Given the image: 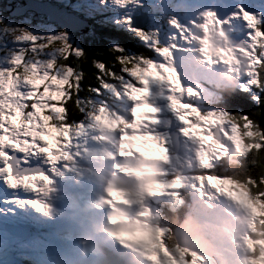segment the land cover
Returning a JSON list of instances; mask_svg holds the SVG:
<instances>
[{"label":"snow or ice","instance_id":"1","mask_svg":"<svg viewBox=\"0 0 264 264\" xmlns=\"http://www.w3.org/2000/svg\"><path fill=\"white\" fill-rule=\"evenodd\" d=\"M15 5L8 9L9 16L0 7V183L6 188L35 192L41 183H51L46 169L59 162L58 155L70 158L67 149L72 145L74 130L84 125L91 107L99 105V111L104 112L110 96L113 106L120 102L118 85L127 89V99L133 104L131 123L120 122L134 130L142 144L151 142L159 148L167 162V139L138 132L146 123L161 122L160 107L149 102L148 86L156 83L167 86V94L161 91L160 98L166 101L165 110L180 124V135L197 146L196 160L204 173L199 177L201 184L214 180L210 186L217 192L224 191L240 203L255 200L264 207V193L253 196L245 191L240 194L244 197L241 200L223 187L240 182L214 171L229 144L241 153L245 148L264 152V0H229L231 10L223 19L215 9L207 13L210 21L221 27L231 26L232 20L243 24L246 47L239 51L250 56L251 69L230 95H217L207 109L196 102L200 99L199 85L182 84L175 66L173 53L190 49H182L173 41L179 36L182 43H190L185 36L188 26L171 19L169 27L174 31L162 43L159 28L150 23L141 27L136 22L144 11V0H15ZM121 32L132 36L146 51H133L121 44L115 35ZM199 43L204 61L213 64L210 43ZM84 66L93 72L85 73ZM69 104L79 115L70 113ZM248 105L252 108L246 110ZM170 124L166 122V126ZM49 130L55 133V146L44 138L51 134ZM256 133L261 137L258 144H243V137ZM22 168L25 170L21 174ZM259 179L264 181V175ZM248 180L255 183L252 176ZM171 186L181 187V178L175 177ZM197 190L204 194L202 187ZM20 200V196H13L3 202ZM23 202L36 211H45L37 200L25 197ZM249 211L255 214L251 206ZM159 246L169 264H203L202 257L184 248L177 247L174 255L162 236ZM249 264H255L254 259Z\"/></svg>","mask_w":264,"mask_h":264},{"label":"rangeland","instance_id":"2","mask_svg":"<svg viewBox=\"0 0 264 264\" xmlns=\"http://www.w3.org/2000/svg\"><path fill=\"white\" fill-rule=\"evenodd\" d=\"M231 1L235 3L242 2V0ZM212 2L213 0H144V9L149 10L154 16V19H151V25L160 29L162 43H166L167 41L163 38L174 31V29L169 27V21L171 19L175 18L181 25L188 26L185 31V36L190 43H182L179 36L173 41V43L180 44L182 49H190L188 51L182 50L173 53L175 57V66L180 75L182 84L185 86L191 85L193 87L199 85L200 99L196 102L204 109L211 107V101L216 97L212 92L206 90V84H210V86L215 89L217 82H222L223 86H228V80H232L234 86L237 87L239 79L251 70L249 68L250 56L246 55L243 51H239V49L246 47L244 41H242V48H234L228 40L229 32H235L238 36L243 38L244 28L241 29V27L234 26L235 20L230 21L231 26L224 27L211 22L207 13L209 12V5ZM15 6L14 3V7ZM146 6H148L149 9ZM0 7L3 8V3L1 1ZM3 14L5 15V9ZM192 21H195V23H192ZM205 25H207L206 28ZM213 36L218 40V43L212 42L211 37ZM200 40H207L211 45L210 54L214 61L211 65L204 61L199 51ZM134 45H136V43H134ZM218 49L230 50V52L220 54L216 51ZM238 56L247 58V60H240ZM196 62H199V64ZM223 65H226L224 70ZM206 80H208L209 83H207ZM118 87L121 92V96L118 97L120 101L118 104L113 106V101L110 96V104L104 112L99 111V105L93 106L85 115L84 125L74 130L72 145L67 149L70 158L65 159L64 156L59 155L64 160L63 167L54 166L53 169H46L51 183L40 184L38 190L40 198L35 199L30 195L14 194V196H20L21 200L15 203H7L10 215L0 220V264H21L19 256L21 252H25L21 254L23 255L21 258L25 259L23 261L34 264L37 259L36 255L27 253L32 250L41 251L40 256L43 257V261L39 264H52L53 261H62L64 259H68L70 264H87V251H83L82 247L83 244L89 241L88 237L90 233L85 235L75 248H68L74 239L73 236H71L73 234V225H79L83 231H87L88 227L83 224L84 220L87 222L88 226L92 227V231L94 230L95 232L96 230L100 231L102 229V226L97 228L91 224L101 221L100 214H85L80 210L81 205H85L87 201L89 202L90 196L97 198L94 204L96 211L101 210V212L112 213L116 208L114 205L115 202L125 204L130 209L129 218H131V221L127 219L122 221L119 219V221L115 223H125L124 226L128 225L127 227L131 228L123 237L118 236L119 239L114 238V240L119 241L122 245L127 246L124 250L132 252L135 256H139L140 258L152 257L151 260L148 258V260L142 262V264H169L167 258L164 256L163 250L159 246L161 236L164 245L167 246L174 255H176L174 250L178 246L174 248L170 246L169 223L160 220V213L157 209V202L159 201L153 197H160L161 200L167 199L170 202V205H167L170 209L178 208L182 203V198L180 196L181 189H184L185 186L194 190L197 195V197H193L189 194L192 203L197 207L195 214L192 213V215L196 217L208 216L211 218L208 221H205L207 217H203V221L198 220L202 235L211 237L217 247L216 257L211 259L195 252L198 256L203 258V264H249V260L253 259V254L256 257L254 260L255 264H264V259L261 258L262 254H264V243H261L260 247H258L252 237V234L256 231L260 234L264 233V218H262V216H264V207L255 200L251 202L245 200L244 203L237 202V200L229 198L224 191L217 192L211 187L210 185L215 183L214 180L206 181L201 184L199 178L188 174L189 171L201 169L195 156L197 146L194 142L180 135L178 131L180 129V124L173 119L170 112L165 110L164 105L166 101L160 98V93L163 91V94H167L166 85L151 83L148 86V90L151 93L149 102L155 103L160 107L161 112L159 119L161 122L159 124L146 123L142 127L148 131L147 133L159 134L167 139L165 147L167 149L168 160L165 162L163 159H156V157H161L163 154L153 143L148 142L143 144V147L148 149L151 155L150 157L157 161L155 164L157 165V169L152 171L149 170V168H143L144 173L142 175H139L134 181L127 182L124 176V174L127 173H124L122 168H117V162L115 163V161L119 159L122 162L125 161L123 156L121 154L113 155L107 147L113 146L116 141L122 144L125 139H128L131 143L132 140L135 139L141 140L138 135L134 133V130L130 128L125 131L123 130L124 124H122L120 120L123 119L126 123H131L133 117L130 109L133 107V104L127 99V89L120 85H118ZM137 87H139V85ZM219 90L221 89L219 88ZM112 95H115V92H113ZM185 99L187 100L188 98L185 97ZM167 121H171L170 126H166ZM171 129L178 132L174 134L175 142H177L179 138L183 141L184 149L178 154H176L175 147L170 141L169 133ZM49 131L51 132V130ZM138 132L142 133L140 129H138ZM54 137L55 133L51 132L49 136L44 138L48 139L50 144L55 146ZM236 143H239V140H237ZM96 148L101 150V154L98 157L99 159H111V177L110 179L104 177L105 181L101 183L102 186H97L96 184L85 185L83 182L79 181V177L87 182L89 176L99 175L103 177V174L100 172L105 171L104 166H98L99 172L89 165V156L95 154ZM246 150L247 148H245L242 153L237 152L235 147L229 144L227 152L226 154H222V158L227 157L231 159L234 155H242ZM98 158L94 159V161L98 162ZM83 161L87 162L83 163ZM128 163L129 166L135 165V163L130 161H128ZM72 172H77L78 178L71 177V175H73ZM118 175H122V179L117 180ZM153 176L163 177V182L161 184L165 187V190L162 193L149 192L144 196L143 190L152 185L151 177ZM175 177L181 178V187L171 186ZM57 178L63 180L70 179L66 188L61 189V182H59ZM116 180L121 183L119 188L122 189H116V187H118V184L115 183ZM205 186L207 187V194H205V196L211 203L208 207L200 202V198L203 195L197 190L202 187L204 193ZM223 187L227 190H231L233 195H239L241 200H244V197L240 194L245 191H250L247 187L237 184H225ZM22 189L30 190L27 188ZM81 190L89 193L81 192ZM109 190L113 191L111 195L117 194L118 198L112 201L100 202L101 199H106L108 197ZM130 191H137L140 194L141 208H132L133 198ZM121 193H123V195H121ZM9 197L13 196L4 192L1 194L3 200H7ZM25 197L39 201L44 205L45 211L39 212L33 207L26 206L23 202ZM14 204L18 205L20 214L15 213ZM249 206L255 210V214L249 211ZM185 212L189 213V211ZM20 215L28 219V221H26V226L30 225L31 228L40 232V236L30 235L28 239L20 240L9 236L4 231V225L6 223L18 226L21 225L20 221L23 222V220L20 218ZM241 215L245 218L243 223H241L240 220ZM188 218L190 217L188 216ZM102 222H104V218ZM227 222H229L228 227L226 224ZM157 229L162 230V232L158 233ZM47 230H51V233L47 232ZM179 235L187 244H195L197 242V240L191 238L190 234L185 231H179ZM262 239H264V235ZM137 243H142V248H138ZM250 247L253 249L252 251L249 250ZM65 249L72 252L74 255L80 253L82 255L80 260L75 262ZM94 250L98 251L101 255L100 264H140L138 261L129 262L127 260H120L118 252L114 247H100ZM235 252L237 253L236 256L231 259V255ZM87 253H89V251ZM184 259L190 260V257H184Z\"/></svg>","mask_w":264,"mask_h":264},{"label":"bare ground","instance_id":"3","mask_svg":"<svg viewBox=\"0 0 264 264\" xmlns=\"http://www.w3.org/2000/svg\"><path fill=\"white\" fill-rule=\"evenodd\" d=\"M234 26L243 27V24L239 20H235ZM238 58L240 60H247V58H243L242 56H238ZM225 68H226V65H223V70ZM139 129H140V131L142 133L148 132L143 127H140ZM123 130L124 131L128 130V128L123 126ZM107 149L113 155L114 154H117V155L121 154L123 156L125 161L122 162V165H123L122 167H123V172L127 173V174H124L126 180L128 179L127 182L134 181L139 175H142L144 173L143 168H147V169L149 168V170H152V171H155L157 169V167L156 168H152L151 167V165L152 164H156L157 161L153 160V158L150 157L151 155L148 152V149L144 148L143 144L141 143V141H139L137 139L132 140V143L128 139H125V141L122 144H120L118 141H116L113 146H108ZM100 154H101V150L99 148H96L95 154L89 156V161H90L89 165H90V167L94 168L95 170H97L96 169V165H98V164L93 163L92 160L98 158L100 156ZM58 158H59L58 159L59 162L56 163L54 166L63 167L64 160L60 159L59 156H58ZM98 161L100 162L101 165L105 166V173L103 174V177H101L99 175L89 176L88 177V182L89 183H94V184H97V185H101V183H103L105 181L104 177L107 178V177L110 176L111 168H110L109 163H108L109 159H99L98 158ZM128 161L135 163V165L133 164L132 166H129L128 165L129 164ZM86 162L87 161H85V162L83 161V163H86ZM81 163H82V161H81ZM140 165H143V166H140ZM54 166L52 167V169L54 168ZM72 173H73V175H71V177H77L78 178L77 172H72ZM51 176H53V175L51 174ZM53 178H54V176H53ZM79 179L82 180L81 177H79ZM151 179H152V185L149 188L143 190V195L144 196L146 195V193H149V192L162 193L165 190V187L162 186V184H161L163 182V177L162 176H153V177H151ZM57 180L59 182H61V184H60L61 187L63 185H65V186L67 185L66 180H63V179H60V178L59 179L57 178ZM68 180L70 181V179H68ZM0 185H1V183H0ZM116 189L119 190V188H116ZM82 191H84V190H81V192ZM11 192L13 194H15V192H13V191H11ZM18 192H22V191L18 190ZM130 192H131V196L133 198L132 199V208L133 209L141 208L142 206H141V201H140V197H141L140 194L137 191H130ZM111 193H113V191L109 190L108 197L106 199H101L100 202H102V201H112L115 198H118L117 194L111 195ZM32 195H36V193H32ZM193 195H195V194L193 193ZM153 198L157 199L158 201L164 202L165 204H168V201L166 199L161 200L160 197H153ZM96 201H97V198L90 196L89 197V202L87 204L85 203L86 204L85 206L81 205V210H82L81 212L92 214L93 213L92 207L94 206ZM202 201L205 202V199H202ZM14 208H15V213L16 214H20V210L18 211L17 206H14ZM11 209H13V208H11ZM4 212H6V204L3 201L0 200V218L4 217ZM100 215H101V221H100L99 224H101L102 220H103V213L101 212V210H100ZM23 217H24V219H22L23 222L20 221V224H21V226L22 225L26 226L27 225L26 224V220H25L26 217L23 216V215H20V218H23ZM121 217H125L124 213L121 214ZM83 224L88 226L87 222L84 221V220H83ZM99 224L98 225H93V226H99ZM226 224H227V227H228L229 222H227ZM75 231H76V233H75V236H74V239H73V243L75 245H77L79 243V241L82 238H84V236L87 235V234H85L84 232L81 233L80 229H78V228H76ZM106 237H110V236L106 235ZM69 247L75 248L72 245H70ZM137 247L138 248H142V243H137ZM65 251L71 255L72 259L75 262H78L80 260V257L82 256L80 253H78V255H74L72 252L67 251L66 249H65ZM86 254H87V252H86ZM236 254L237 253L235 252L233 255H231V259H233L236 256ZM19 256H20V259H22L21 257L23 255H21V253H19ZM92 256H95V253H91L89 255V257H92ZM140 259L142 260V262H145V261L148 260V258H143V257H141ZM100 261H101V257L99 255H97L94 260H91V264H99ZM55 264H65V263L64 262H57Z\"/></svg>","mask_w":264,"mask_h":264},{"label":"trees","instance_id":"4","mask_svg":"<svg viewBox=\"0 0 264 264\" xmlns=\"http://www.w3.org/2000/svg\"><path fill=\"white\" fill-rule=\"evenodd\" d=\"M115 35L117 36L118 40L122 42L128 41L129 44L133 47L132 48L133 51H137V50L146 51V49L142 48V46H140L139 43L129 34L121 32V33H116ZM134 43H136V45H134ZM98 58L104 59V57H98ZM83 71L85 73H92L93 69L84 66ZM92 83L94 85L95 81L93 80ZM224 90L225 91L222 94L225 98L233 92L232 90L229 89H224ZM251 108L252 105H248L246 110H249ZM69 109H70V113L75 112L76 115H79V112H77V110L74 109L71 104H69ZM243 140L246 143V145H256L261 141V137L258 133H256L251 137H246V136L243 137ZM258 158H259L258 151L255 148H252L250 151L247 149L243 155L238 157V161L235 164L233 163L231 165H227L226 167H222L221 165H219L214 170H216V173H220L221 171L219 170H223L227 176L236 179L240 183L241 182L244 183L245 185L248 186L249 190L253 195H255V193L257 192L264 193V181L259 179L260 176L264 175V167L260 165ZM249 176H252L254 178L255 183L250 182L248 180ZM257 184H259L260 187H257ZM263 230H264V226H263ZM260 240L261 239L258 238L256 240V244H258ZM170 244L173 246L175 245L172 236L170 237Z\"/></svg>","mask_w":264,"mask_h":264},{"label":"water","instance_id":"5","mask_svg":"<svg viewBox=\"0 0 264 264\" xmlns=\"http://www.w3.org/2000/svg\"><path fill=\"white\" fill-rule=\"evenodd\" d=\"M7 6H8V5H7ZM7 6H4V7L6 8ZM11 8H14V3L10 4V8H9V9H11ZM6 11H7V10H5V12H6ZM8 13H9V15H10V12H9V11H8ZM219 13H220V12H217V14L223 19V18L228 14V11H227V12H224V13H222V14H219ZM141 16H142V17H141ZM142 19H143V15H140V16L137 18V20H136V22H137L141 27L144 26V24L141 23V21H140V20H142ZM261 111H264V108H262ZM170 135H171V136H174L172 132H170ZM259 155H260L259 162H260V164L264 167V152L259 151ZM177 240H178V239H177ZM178 242H179L181 245L187 247L186 245L182 244L180 241H178Z\"/></svg>","mask_w":264,"mask_h":264},{"label":"clouds","instance_id":"6","mask_svg":"<svg viewBox=\"0 0 264 264\" xmlns=\"http://www.w3.org/2000/svg\"><path fill=\"white\" fill-rule=\"evenodd\" d=\"M0 1L3 3V8H5L4 6H7L6 2H5L4 0H0ZM211 39H212V42H213V43H218V40H217L214 36L211 37ZM156 159H162V157H156ZM261 166H262V165H261ZM151 167H152V168H156L157 165L152 164ZM121 195H123V193H121ZM244 219H245L244 216L241 215V216H240L241 223H243Z\"/></svg>","mask_w":264,"mask_h":264}]
</instances>
